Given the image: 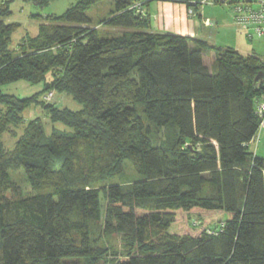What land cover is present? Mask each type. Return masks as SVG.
I'll list each match as a JSON object with an SVG mask.
<instances>
[{
	"label": "trees",
	"instance_id": "obj_1",
	"mask_svg": "<svg viewBox=\"0 0 264 264\" xmlns=\"http://www.w3.org/2000/svg\"><path fill=\"white\" fill-rule=\"evenodd\" d=\"M103 1L37 14L39 36L12 49L21 24L9 21L12 0H0V264L96 259L101 222V234L128 240L115 264H264V157L249 146L263 121L264 59L219 47L209 65L204 41L151 31L149 0H115L105 23L120 33L100 35L87 10ZM170 1L194 15L203 5ZM19 80L45 88L30 98L3 92ZM51 91L83 108L45 105ZM33 104L45 106L50 134L32 119L9 149L2 133ZM154 127L170 132L168 143H154ZM125 160L137 172L129 187L97 185L121 175ZM10 169H24L35 192L12 199ZM180 212L203 225L172 231Z\"/></svg>",
	"mask_w": 264,
	"mask_h": 264
},
{
	"label": "rangeland",
	"instance_id": "obj_2",
	"mask_svg": "<svg viewBox=\"0 0 264 264\" xmlns=\"http://www.w3.org/2000/svg\"><path fill=\"white\" fill-rule=\"evenodd\" d=\"M7 1V0H4ZM79 0H53L49 5L45 7H40L35 5L30 0H12L11 2V10L12 14L9 17L10 22L19 23L21 26L13 33L11 40V48L17 49L19 43L22 42L24 38H37L40 33V25L42 21L35 17L37 14L46 15H63L69 8H71L74 4L78 3ZM115 0H106L101 3L93 5L89 10H87L88 15L92 18L93 23L91 28L97 30L100 35H110L120 33L118 29H114L109 27L105 20L112 14L114 9ZM206 8V12H210V8L216 6V12L220 17L225 19L226 22H231L235 29L238 27L235 25L233 20V12L230 6L224 4L222 2H213L209 4L203 5ZM209 11V12H208ZM241 28V27H240ZM243 29V28H242ZM241 31H238V33ZM245 41L241 43L240 50L244 54H248L251 52H256L264 59V38L255 36L253 40L248 38L244 33ZM207 63L211 64L209 59H207ZM45 88L44 82L39 83H30L25 80H19L10 84L3 86L2 90L4 93L15 95L19 98H30L33 95L37 94L40 91H43ZM52 95L47 98V96L51 93ZM45 92L42 94V100L45 101V105L54 104L60 108H71L73 110H81L83 106L76 102L74 98L65 92L60 91H51ZM45 106L40 104H33L30 108H28L24 112V122L21 123L18 127L14 125H10V130L2 133L1 138L6 147L9 149L14 147L15 142L18 137L23 132L25 126L32 119H36L40 117L42 121L45 123L47 133L50 134V131L53 128L52 122L50 121L47 111L44 108ZM57 127L64 128L63 124H56ZM152 139L154 143H168L170 139V132L165 129H158L156 127L153 128ZM9 176L13 183L15 184V188L13 191L7 192V194L12 199H17L22 196H28L35 192V189L30 184L28 177L24 171V169H10ZM137 177V172L134 167V164L130 160L124 161V170L121 175L110 178L106 181L98 182L97 185L118 183L125 187H129L134 178ZM105 202V201H104ZM104 208V206H103ZM106 211V208H104ZM192 216L189 214H185L180 212V218L177 220L175 224H173L172 231L189 229L190 224H194V226H202L203 221L200 218H195L193 222H190V218ZM190 222V223H189ZM100 225L94 227V238L97 241L95 243L96 249L98 251V258L93 259H82L81 264H95L98 261L100 264H115L117 258L125 253L127 249L128 240L124 236L123 233L114 229L109 234H101ZM183 227V228H182ZM183 229V231H184Z\"/></svg>",
	"mask_w": 264,
	"mask_h": 264
},
{
	"label": "crops",
	"instance_id": "obj_3",
	"mask_svg": "<svg viewBox=\"0 0 264 264\" xmlns=\"http://www.w3.org/2000/svg\"><path fill=\"white\" fill-rule=\"evenodd\" d=\"M137 1L144 2L148 0ZM143 8L152 18L151 31L174 32L193 37L198 41H204L207 50L206 61L209 59L211 62L209 65H213L217 59V48L233 47L241 52L239 47L245 41L244 33L248 37L245 29L240 27L235 29L231 24L232 20L226 22L225 19L220 17L216 12V6L210 8V12L207 13L206 8L199 4L195 7L197 10L196 15H191V9L188 8L187 4L179 1L149 0ZM206 21L214 22L215 25L207 26ZM238 31H241V33H238ZM250 39L253 40L254 38ZM249 146L254 153L264 157V118Z\"/></svg>",
	"mask_w": 264,
	"mask_h": 264
},
{
	"label": "built area",
	"instance_id": "obj_4",
	"mask_svg": "<svg viewBox=\"0 0 264 264\" xmlns=\"http://www.w3.org/2000/svg\"><path fill=\"white\" fill-rule=\"evenodd\" d=\"M213 2H222L230 6L235 25L245 29L249 38H254L255 36L264 37V0H203L202 4ZM135 6L139 7L140 3ZM190 14L193 15L192 10H190ZM205 24L207 26L215 25L211 21H206ZM257 108L259 115L264 118V100L258 104Z\"/></svg>",
	"mask_w": 264,
	"mask_h": 264
},
{
	"label": "water",
	"instance_id": "obj_5",
	"mask_svg": "<svg viewBox=\"0 0 264 264\" xmlns=\"http://www.w3.org/2000/svg\"><path fill=\"white\" fill-rule=\"evenodd\" d=\"M260 82V75H258L255 79L254 86H257Z\"/></svg>",
	"mask_w": 264,
	"mask_h": 264
}]
</instances>
